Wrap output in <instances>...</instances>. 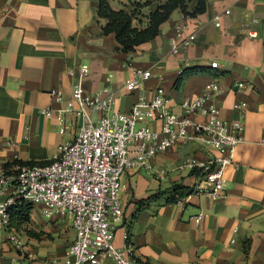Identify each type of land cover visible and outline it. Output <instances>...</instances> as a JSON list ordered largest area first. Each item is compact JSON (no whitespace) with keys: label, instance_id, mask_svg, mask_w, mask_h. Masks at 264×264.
I'll use <instances>...</instances> for the list:
<instances>
[{"label":"crops","instance_id":"0c3cea01","mask_svg":"<svg viewBox=\"0 0 264 264\" xmlns=\"http://www.w3.org/2000/svg\"><path fill=\"white\" fill-rule=\"evenodd\" d=\"M98 1L0 0V166L46 164L58 146L74 139L79 121L65 114L59 125V118L81 66L89 68L83 80L86 93L109 87L116 94L114 108L121 112H128L138 96L149 100L162 88L168 108L183 115V100L216 83L219 93L213 104L222 122L229 126L238 119L233 105L245 103L244 140L225 170L224 197L212 200L195 195L192 188L200 177L182 168L187 158L206 159L204 149L195 143L170 148L151 160L154 174L134 168L122 176L124 213L113 243L121 248L127 236L137 264H264V0H205V13L187 20L179 9L174 10L156 38L129 54L118 50L113 34H102L106 21L97 18ZM166 1L108 3L112 10L126 12L132 10V3L141 5L132 27L145 28L148 16ZM195 7L196 0L187 3L188 12ZM225 10L230 14L225 15ZM215 15L220 16L219 28L212 21ZM253 20L257 35L250 38L242 26ZM178 23L187 24L197 39L174 56L169 42ZM212 62L216 69L210 67ZM189 68L206 72L184 78L177 88L179 74ZM133 69L149 71L152 77L130 92L124 84ZM53 89L62 92L61 103L49 95ZM46 110L51 111L50 118L44 115ZM189 118L205 121L196 114ZM147 123L159 128L157 122ZM158 170L166 176L158 175ZM173 184L191 193L176 204L159 200L149 209L139 208V202ZM43 212L42 205L34 206L26 226L39 238L18 231V248L0 232V264H62L74 238L71 222L68 218L49 221ZM199 213L204 218L195 224L191 218ZM103 264L112 262L106 257Z\"/></svg>","mask_w":264,"mask_h":264},{"label":"built area","instance_id":"2783aa9c","mask_svg":"<svg viewBox=\"0 0 264 264\" xmlns=\"http://www.w3.org/2000/svg\"><path fill=\"white\" fill-rule=\"evenodd\" d=\"M224 14L229 15L230 11L225 10ZM182 19L189 17L182 15ZM212 21L215 27H220L219 15ZM256 24L255 20L243 24L245 36L256 37L253 30ZM196 39V32L189 31L187 24H176L169 42L170 53L181 54ZM210 67L216 69V62ZM88 73L87 66L80 67L59 118V125L65 114L79 121L74 139L58 146L54 158L46 164L0 166V232L6 233L7 239L18 248L16 231L10 227L12 211L20 204L42 205L45 219L68 218L71 222L74 238L62 264H103L106 257L112 264H137L132 259L127 236L123 247L117 248L113 243L124 213L121 178L126 170L136 168L152 175L155 170L151 160L155 156L173 147L195 143L209 155L202 161L187 158L182 166L189 172L196 171L200 177L193 193L212 200L223 198L225 170L231 164L234 149L244 140L245 103L233 105L239 116L228 126L218 118L213 99L219 89L216 83H211L192 99L181 102L183 115L168 108L162 88H157L149 100L138 96L128 112H121L114 108L116 94L109 87L86 93L83 80ZM151 77L149 71L133 69L124 89L138 90ZM105 82L109 84L110 79ZM49 95L56 103L63 101L58 89L51 90ZM43 113L51 117L50 110ZM190 114L203 116L204 123L192 121ZM147 122H157L159 128H151ZM59 133H63L62 128ZM157 173L166 176L164 170ZM203 218L199 213L191 219L198 224Z\"/></svg>","mask_w":264,"mask_h":264},{"label":"trees","instance_id":"16d2710c","mask_svg":"<svg viewBox=\"0 0 264 264\" xmlns=\"http://www.w3.org/2000/svg\"><path fill=\"white\" fill-rule=\"evenodd\" d=\"M191 0H167L157 5L155 11L148 16V23L145 28H133L132 21L138 15L137 10L142 8L137 3H132V10L126 12L124 10L114 11L110 8L108 0H99L97 6V18L106 21L102 27V34L107 36L113 34L119 45V51L123 54L133 53L135 48L141 44L147 43L159 35V27L165 23L174 10L179 9L185 17L194 18L202 15L206 10L205 0H196V7L191 11H187V3ZM204 68H189L183 70L176 81V87L181 86L184 78L196 73H205ZM23 165H42V164H23ZM191 192L185 191L179 184H173L169 189L156 192L147 199L139 202L140 209H149L150 205L162 200L165 205L176 204ZM33 206L30 204H20L11 213L10 227L16 232L25 231L27 236L39 238V234L28 231L27 225L30 222V214Z\"/></svg>","mask_w":264,"mask_h":264},{"label":"rangeland","instance_id":"374dc122","mask_svg":"<svg viewBox=\"0 0 264 264\" xmlns=\"http://www.w3.org/2000/svg\"><path fill=\"white\" fill-rule=\"evenodd\" d=\"M128 1H129V3H130V1H131V0H128ZM136 16H138V15H136ZM136 16H135V19H138ZM58 221H60V222H61V221H62V219H58Z\"/></svg>","mask_w":264,"mask_h":264}]
</instances>
